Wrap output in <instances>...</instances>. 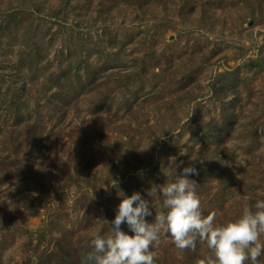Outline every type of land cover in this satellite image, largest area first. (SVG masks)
Segmentation results:
<instances>
[{
  "label": "rangeland",
  "instance_id": "rangeland-1",
  "mask_svg": "<svg viewBox=\"0 0 264 264\" xmlns=\"http://www.w3.org/2000/svg\"><path fill=\"white\" fill-rule=\"evenodd\" d=\"M188 166L218 222L264 200V0H0V264L88 254L123 198ZM152 250L189 264L167 234Z\"/></svg>",
  "mask_w": 264,
  "mask_h": 264
},
{
  "label": "clouds",
  "instance_id": "clouds-1",
  "mask_svg": "<svg viewBox=\"0 0 264 264\" xmlns=\"http://www.w3.org/2000/svg\"><path fill=\"white\" fill-rule=\"evenodd\" d=\"M197 174L194 166L183 168L172 182L152 184L146 190L151 200L140 192L125 197L118 205L115 219L109 224L110 231L95 233L90 240L92 251L83 264H156L152 250L160 242V234L170 236L180 251L195 250L197 241L206 245L210 255L197 264H257L264 255V200H257L253 207L245 206L235 219L218 222V213L202 214L201 200L196 191V182L188 179ZM121 195H123L121 193ZM160 200L166 211L152 215V198ZM126 223L133 233L122 231Z\"/></svg>",
  "mask_w": 264,
  "mask_h": 264
},
{
  "label": "trees",
  "instance_id": "trees-1",
  "mask_svg": "<svg viewBox=\"0 0 264 264\" xmlns=\"http://www.w3.org/2000/svg\"><path fill=\"white\" fill-rule=\"evenodd\" d=\"M14 14L15 13H10L8 15V18L5 20H8L10 18L11 20L8 22H14V23L17 22V21H15L16 20V14L15 15ZM36 62H37V60H36ZM68 71H69L68 68H62V69H59L57 72H54V71L52 72V76H54L56 78L55 82L57 85L62 84L61 82L64 81L63 78H66V79L68 78V76H67ZM235 74H237V77L239 76L237 72ZM224 77H226V75ZM236 84H237L236 81H232L230 79H227V80L222 81L220 86L224 87V88L225 87L232 88V87H237ZM224 104H227V103H224ZM223 109L224 110L228 109V107L224 106ZM218 123H220V122H218ZM33 125L34 124L27 122L26 125L24 126V128L27 130L26 132L28 135L32 133V126ZM219 125L224 127L223 122H221ZM212 133H213V131H210L209 136L212 137ZM215 133L217 134L218 132H215ZM182 172H183V169H181L180 171L178 170V173H176V174L181 175ZM205 174H207L206 170H204V169L197 170V174L190 175L188 177V179L194 180L196 182V185H197V184H199V180L201 179V177L204 176ZM175 178H176V176H175ZM56 245H57L56 249H52L50 251L48 249H46L45 251H43V254L40 256V261L38 264H83V263H80L79 260H81V257L85 258L87 255L86 253H82L81 250L76 249V247H74L71 244L69 245L65 239L60 240ZM199 245H200V243H199V241H197L196 249L194 251L193 250H186L185 251L184 255H186V257L188 258L189 264H192V263L197 264V261L201 260L200 258L202 256V254L204 253V251H203L204 249H201L199 247Z\"/></svg>",
  "mask_w": 264,
  "mask_h": 264
}]
</instances>
